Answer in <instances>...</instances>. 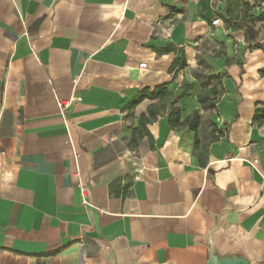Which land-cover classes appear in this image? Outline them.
Listing matches in <instances>:
<instances>
[{
	"label": "crops",
	"instance_id": "crops-1",
	"mask_svg": "<svg viewBox=\"0 0 264 264\" xmlns=\"http://www.w3.org/2000/svg\"><path fill=\"white\" fill-rule=\"evenodd\" d=\"M226 3L0 0V264H264V29Z\"/></svg>",
	"mask_w": 264,
	"mask_h": 264
},
{
	"label": "trees",
	"instance_id": "trees-1",
	"mask_svg": "<svg viewBox=\"0 0 264 264\" xmlns=\"http://www.w3.org/2000/svg\"><path fill=\"white\" fill-rule=\"evenodd\" d=\"M231 4V3H230ZM233 6L236 8L239 6V0H232L231 6H227L225 9V17H222V20L226 24L227 27L232 28L234 31H239L242 30V25L245 21H248V23L254 24L258 21L264 22V11L261 12L258 15H248V13L252 9V5L248 1H242V6L244 7L242 10V16L238 17V15L235 13V10H233ZM257 48L263 49L264 46L262 44H257ZM212 78H219L218 76H211ZM214 93L215 90H210L209 93ZM209 93L206 94H199L197 95V100L201 104L203 109H213L215 107V103L218 99L217 96L211 97ZM158 92H146L142 91L138 95H136L132 103H137L144 97L148 98H155L157 96ZM168 94V92L164 93ZM186 93H182L180 95H177L171 102L170 107H169V113H168V123L171 126H176L178 128H189L193 131H196L197 127L200 125L202 117L197 113L194 112L192 115L184 119L183 121H179V109L178 107L175 106V103L178 99L184 97ZM255 120L259 118H264V109L257 110L254 116ZM142 121V118H141ZM212 126V130L216 135L214 136V139H217L218 137L222 136L224 133L221 132L216 128L214 124H212L210 121L208 122Z\"/></svg>",
	"mask_w": 264,
	"mask_h": 264
},
{
	"label": "rangeland",
	"instance_id": "rangeland-1",
	"mask_svg": "<svg viewBox=\"0 0 264 264\" xmlns=\"http://www.w3.org/2000/svg\"><path fill=\"white\" fill-rule=\"evenodd\" d=\"M242 1H248L252 5V9L248 13V15H258L264 11V0H239V6L237 8L235 6H233V8H232L233 10H235V13L238 15V17L242 16V10L244 8L242 6ZM230 3L232 4V0H227L226 5L231 6ZM254 24H256V26H257V39H258L259 32L264 29V22L258 21ZM222 25L226 26V24L224 23L223 20H222ZM250 25H252V24L248 23V21H245L243 23V26L246 28L245 29L246 31H249L248 28ZM252 32H254V31H252ZM248 36L251 38L252 36L254 37L255 34L253 35V33L249 32Z\"/></svg>",
	"mask_w": 264,
	"mask_h": 264
},
{
	"label": "built area",
	"instance_id": "built-area-1",
	"mask_svg": "<svg viewBox=\"0 0 264 264\" xmlns=\"http://www.w3.org/2000/svg\"><path fill=\"white\" fill-rule=\"evenodd\" d=\"M220 23H221V18L220 17H217V18H215V19H213L211 21V24L213 26L219 25ZM140 67L141 68H144L145 67V64H141ZM65 107H66V104L65 103L59 102V112H60V114H62V115L64 114Z\"/></svg>",
	"mask_w": 264,
	"mask_h": 264
}]
</instances>
